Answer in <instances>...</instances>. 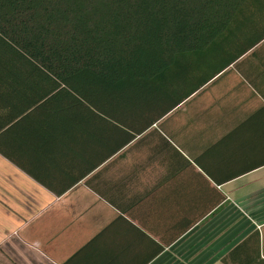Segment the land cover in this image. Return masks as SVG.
I'll list each match as a JSON object with an SVG mask.
<instances>
[{"label": "crops", "instance_id": "0c3cea01", "mask_svg": "<svg viewBox=\"0 0 264 264\" xmlns=\"http://www.w3.org/2000/svg\"><path fill=\"white\" fill-rule=\"evenodd\" d=\"M223 9L94 102L0 38V264H264V0Z\"/></svg>", "mask_w": 264, "mask_h": 264}, {"label": "trees", "instance_id": "16d2710c", "mask_svg": "<svg viewBox=\"0 0 264 264\" xmlns=\"http://www.w3.org/2000/svg\"><path fill=\"white\" fill-rule=\"evenodd\" d=\"M233 1L0 0V38L14 47L17 76L45 79L49 97L94 102L136 90L137 79L150 77L157 47L199 31ZM250 237L258 253L259 234Z\"/></svg>", "mask_w": 264, "mask_h": 264}]
</instances>
